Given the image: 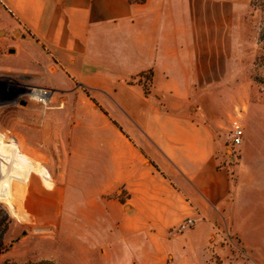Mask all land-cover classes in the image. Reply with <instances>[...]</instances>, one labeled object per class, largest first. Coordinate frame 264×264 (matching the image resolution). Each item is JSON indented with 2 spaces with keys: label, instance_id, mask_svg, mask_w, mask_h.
<instances>
[{
  "label": "crops",
  "instance_id": "crops-1",
  "mask_svg": "<svg viewBox=\"0 0 264 264\" xmlns=\"http://www.w3.org/2000/svg\"><path fill=\"white\" fill-rule=\"evenodd\" d=\"M249 1L0 0V76L49 92L14 134L28 163L61 167L73 264H264V102L235 88Z\"/></svg>",
  "mask_w": 264,
  "mask_h": 264
},
{
  "label": "rangeland",
  "instance_id": "rangeland-1",
  "mask_svg": "<svg viewBox=\"0 0 264 264\" xmlns=\"http://www.w3.org/2000/svg\"><path fill=\"white\" fill-rule=\"evenodd\" d=\"M238 32L235 60L239 63V70L235 71V77L248 84L235 88L240 87L243 92L249 93L251 101L264 102V64L257 62L259 56H264V0L249 1ZM33 92L13 75L0 76V194L3 196L0 197V221L4 212L10 219L4 236L7 250L0 256V264L5 261L14 264H73L71 257L76 245L71 224L69 222V227L65 229L56 228L58 197L50 190L53 179L61 173V167L42 164L40 151L32 152L39 163H28L14 134L24 129L21 102L36 105L38 116L46 109L39 102L43 99L34 100ZM230 105V102H224L225 112ZM234 120L239 121V118H232L227 130L220 136L223 139V156H229L233 163L235 158L228 149V139ZM8 189L12 194L7 192Z\"/></svg>",
  "mask_w": 264,
  "mask_h": 264
},
{
  "label": "built area",
  "instance_id": "built-area-1",
  "mask_svg": "<svg viewBox=\"0 0 264 264\" xmlns=\"http://www.w3.org/2000/svg\"><path fill=\"white\" fill-rule=\"evenodd\" d=\"M48 94H49L48 91H40V96L43 98V101L41 102L44 103L45 97ZM243 136H244V131H243V127L240 124V122L237 120L232 121L229 139H228V149L231 152V156L235 158V162L238 160L240 156V147L242 145ZM194 224H195V221L192 218H187L183 222H181L178 226L172 229H169L167 234L169 236L181 235L184 232L190 230L194 226ZM214 264H219V262L214 263Z\"/></svg>",
  "mask_w": 264,
  "mask_h": 264
},
{
  "label": "trees",
  "instance_id": "trees-1",
  "mask_svg": "<svg viewBox=\"0 0 264 264\" xmlns=\"http://www.w3.org/2000/svg\"><path fill=\"white\" fill-rule=\"evenodd\" d=\"M129 1H134V2H138V3H143L144 0H129ZM262 40V38H261ZM257 62L261 63L263 62L264 64V56H259L257 58ZM150 78H151V74L147 73V74H142L139 76L137 83L142 85L144 88V92L145 95L149 94V90H148V86L150 84ZM9 224H10V219L9 216L6 212H4V218L0 221V256L3 255L6 252V246L4 244V236L6 234V232L8 231L9 228ZM1 264H14L12 262L9 261H5Z\"/></svg>",
  "mask_w": 264,
  "mask_h": 264
},
{
  "label": "bare ground",
  "instance_id": "bare-ground-1",
  "mask_svg": "<svg viewBox=\"0 0 264 264\" xmlns=\"http://www.w3.org/2000/svg\"><path fill=\"white\" fill-rule=\"evenodd\" d=\"M32 97H33L34 99H37V100H41V99H43V98L40 96V93H38V92H33V93H32ZM7 192H8V193H9V192L11 193L12 191L8 189ZM10 193H9V194H10ZM11 194H12V193H11ZM52 194H53V193H52ZM50 196L53 197V195H50ZM0 197H3L2 194H0ZM50 199L53 200V198H50ZM15 210H16V209H15ZM20 211H21V210H20ZM20 211H19V212H20ZM28 219H29V218H28Z\"/></svg>",
  "mask_w": 264,
  "mask_h": 264
},
{
  "label": "water",
  "instance_id": "water-1",
  "mask_svg": "<svg viewBox=\"0 0 264 264\" xmlns=\"http://www.w3.org/2000/svg\"><path fill=\"white\" fill-rule=\"evenodd\" d=\"M25 103L24 102H21V105H24Z\"/></svg>",
  "mask_w": 264,
  "mask_h": 264
}]
</instances>
